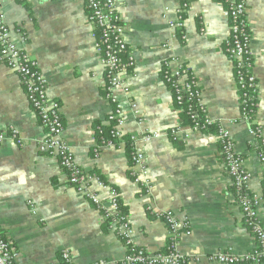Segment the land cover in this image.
<instances>
[{"label":"crops","instance_id":"0c3cea01","mask_svg":"<svg viewBox=\"0 0 264 264\" xmlns=\"http://www.w3.org/2000/svg\"><path fill=\"white\" fill-rule=\"evenodd\" d=\"M190 3L184 24L187 40L182 41L171 27L180 0H120L136 62L126 76L132 95L124 100L125 131L158 134L148 143L138 142L152 184L147 194L132 181L127 148L104 149L98 158L93 153L97 127L109 126L113 107L105 98L104 68L94 47V29L87 23L85 0H0L14 40L39 63L49 97L61 106L64 139L76 163L119 192L134 246L154 254L166 250L167 228L147 212L152 205L189 222L192 234L182 235L179 245L186 264H220L212 260L214 254L242 256L257 249V240L237 203L217 131L172 140L170 131L182 124V116L163 80L164 63L173 70L185 64L198 77L211 120L231 133L252 174L249 192L264 196V182L259 159L248 146V126L240 119L232 63L224 53L229 36L226 0ZM247 19L260 86L257 120L264 126V0H247ZM130 102L143 124L132 116ZM11 128L26 143L23 148L9 141L0 144V229L17 254L16 264H63L64 251L73 264L124 260L128 248L101 212L68 185L56 158L39 152L46 131L19 77L0 63V133L7 136ZM96 191L103 200L109 197L107 189L96 186ZM258 215L264 227V205Z\"/></svg>","mask_w":264,"mask_h":264},{"label":"built area","instance_id":"2783aa9c","mask_svg":"<svg viewBox=\"0 0 264 264\" xmlns=\"http://www.w3.org/2000/svg\"><path fill=\"white\" fill-rule=\"evenodd\" d=\"M30 1V0H22ZM87 23L94 29V47L101 58L105 75V98L113 107L108 117L109 126L113 125L107 138L99 127L95 134L94 156L98 158L104 149L125 147L129 149L132 164L131 178L145 193L150 194L152 184L146 157L139 148L138 142H150L157 137L156 133H144L140 136L127 134L125 131L127 112L124 100L131 97L132 92L126 83L129 70L135 67V57L126 40L127 28L120 10V0H85ZM228 6L229 36L225 43L224 53L232 63L237 89L239 92L240 119L248 126L249 148L255 152L262 167L264 182V126L258 122L260 104V86L254 69L255 63L251 53L252 34L247 19V0H226ZM192 5L187 0H180L177 11L178 19L171 25L174 37L187 40L184 33L185 18ZM179 33V35H178ZM0 63L14 72L20 79L27 100L46 131V138L39 144V152L45 156L56 158L67 174L68 185L102 214L109 228L131 248L126 258L116 264H186L185 256L179 251L182 235H191L189 222L179 221L171 211L159 210L149 205L147 212L156 220L166 225L168 241L165 252L150 253L137 248L133 244L134 231L128 218L122 215L119 192L108 186L96 174L84 172L76 163L71 147L64 139V123L60 104L48 94V80L40 69L39 63L33 59L14 40L5 13L0 4ZM163 80L171 86L177 106L182 112L186 106L194 125L185 127L175 125L170 136L173 141H187L191 133H203L208 126L216 125L217 137L226 169L233 181L235 197L241 209L246 226L257 240V249L239 256L233 252H220L212 256V260L220 264H261L264 262V227L259 220L258 209L264 205V196L252 195L249 185L252 174L246 169L243 158L236 150V142L231 133L213 122L203 103V91L198 77L189 66L180 64L175 70L168 62L161 68ZM131 114L139 124L144 119L134 102H130ZM202 120V124L198 121ZM115 140V141H113ZM10 142L23 148L25 140L19 130L11 128L6 136L0 133V144ZM96 186L109 191V197L103 200L96 191ZM63 264H73L69 251H64ZM17 254L14 252L4 231L0 229V264H16ZM94 264H114L95 262Z\"/></svg>","mask_w":264,"mask_h":264},{"label":"trees","instance_id":"16d2710c","mask_svg":"<svg viewBox=\"0 0 264 264\" xmlns=\"http://www.w3.org/2000/svg\"><path fill=\"white\" fill-rule=\"evenodd\" d=\"M188 2H190V0H187ZM186 19V18H185ZM162 77H163V74H162ZM169 88L171 89V86H169ZM185 107L186 106H182V109L184 108V110L181 112V116H182V124H183V126H186V127H190V126H192V125H194L193 124V122H192V120H191V118H190V116H189V114H188V110L186 109L185 110ZM178 108H180L179 106H178ZM181 109V108H180ZM198 121L202 124V120L200 119V118H198ZM101 128L102 130H103V133L105 134V136L107 137V138H111V134H110V132L112 131V127H113V125H111V126H107V127H105V126H98L97 127V129L98 128ZM213 130H218L217 129V127H216V125H211V126H208L207 127V129H205V130H203L204 131V133L205 132H210V131H213ZM113 141H115V140H113ZM116 142V141H115ZM128 149V148H127ZM128 151H129V149H128ZM121 212H122V208H121ZM122 215L124 216L125 214L122 212ZM107 225H108V223H107ZM108 227H109V225H108ZM122 240V239H121ZM122 242H124L123 240H122ZM124 244H125V242H124ZM131 248L129 249L128 248V252H131Z\"/></svg>","mask_w":264,"mask_h":264}]
</instances>
